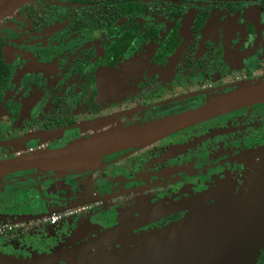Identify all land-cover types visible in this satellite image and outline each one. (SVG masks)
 I'll list each match as a JSON object with an SVG mask.
<instances>
[{
	"label": "flooded vegetation",
	"instance_id": "af4514ba",
	"mask_svg": "<svg viewBox=\"0 0 264 264\" xmlns=\"http://www.w3.org/2000/svg\"><path fill=\"white\" fill-rule=\"evenodd\" d=\"M257 81L264 0H30L0 22V161L176 116ZM262 169L259 102L108 153L56 187L49 169L3 173L0 264H111L182 220L187 199L221 187L241 195Z\"/></svg>",
	"mask_w": 264,
	"mask_h": 264
},
{
	"label": "water",
	"instance_id": "95a60500",
	"mask_svg": "<svg viewBox=\"0 0 264 264\" xmlns=\"http://www.w3.org/2000/svg\"><path fill=\"white\" fill-rule=\"evenodd\" d=\"M30 0H0V22ZM264 102V81L239 85L208 104L141 126L115 128L69 144L0 161V175L28 168L59 172L92 169L102 156L139 148L215 115ZM241 195L226 187L187 199L182 220L157 230L137 250L111 264H257L264 248V169ZM210 194V195H209ZM212 195L214 202L207 203ZM125 224L117 229L126 230ZM138 255V257H135Z\"/></svg>",
	"mask_w": 264,
	"mask_h": 264
},
{
	"label": "rangeland",
	"instance_id": "374dc122",
	"mask_svg": "<svg viewBox=\"0 0 264 264\" xmlns=\"http://www.w3.org/2000/svg\"><path fill=\"white\" fill-rule=\"evenodd\" d=\"M105 156V155H104ZM102 158H103V156H102ZM102 160V159H101ZM66 174H70L69 173V171L68 172H59L58 174H56V179H59V180H54L53 181V186H55L56 187V185L58 184V183H60V182H63V180H64V176L66 175ZM60 181V182H59ZM61 184V183H60ZM36 224V226L38 227V230H31V231H29V233L30 234H32L33 235V233L34 232H37V231H39L40 232V230H41V232H42V229H41V224H38V223H35ZM124 243H125V241H124ZM128 243V242H127ZM107 255H105V254H102L101 255V257H104V260H105V262L107 263V261L110 259V257H106ZM104 260H103V262H104ZM99 264H102V263H99Z\"/></svg>",
	"mask_w": 264,
	"mask_h": 264
},
{
	"label": "built area",
	"instance_id": "2783aa9c",
	"mask_svg": "<svg viewBox=\"0 0 264 264\" xmlns=\"http://www.w3.org/2000/svg\"><path fill=\"white\" fill-rule=\"evenodd\" d=\"M58 215H54V216H52V217H50L49 219H48V221H50V222H55L57 219H58Z\"/></svg>",
	"mask_w": 264,
	"mask_h": 264
},
{
	"label": "trees",
	"instance_id": "16d2710c",
	"mask_svg": "<svg viewBox=\"0 0 264 264\" xmlns=\"http://www.w3.org/2000/svg\"><path fill=\"white\" fill-rule=\"evenodd\" d=\"M260 264H264V257H261Z\"/></svg>",
	"mask_w": 264,
	"mask_h": 264
}]
</instances>
